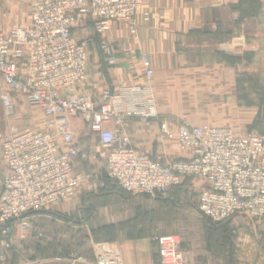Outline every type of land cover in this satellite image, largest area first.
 <instances>
[{
    "label": "built area",
    "instance_id": "built-area-1",
    "mask_svg": "<svg viewBox=\"0 0 264 264\" xmlns=\"http://www.w3.org/2000/svg\"><path fill=\"white\" fill-rule=\"evenodd\" d=\"M28 4L27 23L0 31V102L13 118L11 92L19 93L41 112L44 126L19 129L11 122L0 142V158L7 168L0 179V264L14 254V222L18 240H26L32 215L72 199L80 186L72 118H79L95 136L106 154L105 173L121 190L154 197L199 177L206 184L197 193V207L212 222L241 213L264 220V133L238 135L230 127L195 126L183 120L176 122L175 131L162 123L160 136L174 141L188 156L165 163L133 148L124 121L157 118L151 88L154 70L146 53L139 56L143 84L116 91L105 88L102 102L78 91L87 78L93 35L107 63H115L104 35L112 23H124L135 36L137 17L148 20L143 0H28ZM129 55L134 56L132 51ZM109 123L112 127L106 126ZM153 241L159 264H186L179 235L160 234ZM92 248L93 264H124L113 243Z\"/></svg>",
    "mask_w": 264,
    "mask_h": 264
},
{
    "label": "crops",
    "instance_id": "crops-1",
    "mask_svg": "<svg viewBox=\"0 0 264 264\" xmlns=\"http://www.w3.org/2000/svg\"><path fill=\"white\" fill-rule=\"evenodd\" d=\"M142 10L148 20L137 17L135 36L124 23H112L105 33L115 63H107L98 40H91L87 78L78 88L102 102L105 88L116 91L121 86L143 84L139 56H149L157 118L124 121L131 146L165 163L188 156V151L179 150L174 141L160 136L162 123L175 131L176 122L183 120L195 126L230 127L238 135L264 133V0H143ZM28 21L29 8L23 11L19 0H0V31H6L9 24ZM131 51L134 56L129 55ZM11 97L16 105L12 122L19 129L44 126L41 112L28 105L22 95L11 92ZM70 125L76 135H81L80 141L83 136L89 138L90 132L79 118H72ZM85 144L90 145L91 155L96 154L92 141ZM6 172L0 158V179ZM88 177L91 181L82 178L72 199L32 215V227L36 223L44 234L42 258L54 257L55 252L49 262L93 264V255L78 254L92 245H74V241L80 236L96 239L92 230L107 227V236L97 232L96 240L113 243L124 264H159L153 232L163 229L164 212L152 199L114 193L88 221L76 222L83 196L94 192L92 183L97 175ZM205 184L204 179L192 177L184 187L201 189ZM183 196L186 194L182 193L181 199ZM62 215L71 218L64 220ZM175 217L169 220L177 222L175 234L181 238L186 264H264V220H252L243 213L234 215L223 226V234L213 231L210 245L199 220L196 239H189L180 229L178 214ZM15 224L12 239L20 245L23 241L18 240L17 221ZM85 230L88 233L82 232Z\"/></svg>",
    "mask_w": 264,
    "mask_h": 264
},
{
    "label": "rangeland",
    "instance_id": "rangeland-1",
    "mask_svg": "<svg viewBox=\"0 0 264 264\" xmlns=\"http://www.w3.org/2000/svg\"><path fill=\"white\" fill-rule=\"evenodd\" d=\"M19 2L21 4L22 10L27 11L29 7L28 0H19ZM9 26H13V25L9 24L8 27ZM12 120L13 119L9 118L5 114L3 108L0 106V142L5 133L7 125L10 124ZM82 125L85 126L83 122H82ZM88 137L89 138L86 140V136H83V139L81 140L83 143V146L81 147L79 145V143L81 142L80 141L81 135L79 134L76 135V141L79 146V158L76 164V171L82 176L83 180H86V181L87 180L91 181L90 178L88 177L91 174L97 175V178L93 179L94 182L92 183V190H94V192H97L98 189L103 187V185L105 184L103 180L104 178H102V175L105 174V155L106 154H105V151H103V149L100 147V145H97L98 141L93 134L89 133ZM90 140L92 141V144L95 146L96 154L92 153L91 155V153L88 151V149L90 148V145L88 144L86 145L85 143H87V141L88 143H90L91 142ZM98 150H100L101 152H99ZM86 176L88 177V179H86L87 178ZM182 189L185 191V194H186V197L183 199L182 205L166 207V208L167 209L170 208L173 211L176 210L177 208L180 211V207H183L185 209V210L183 209L181 212H178V223L181 224L180 229L184 231V233L187 235V237H189V239H193V238L196 239V234H198V230H199V221L197 218L198 215L194 209L195 207L194 205H195L197 193L199 192L200 188L193 187V188L188 189L187 187H183ZM51 208L52 207L48 209H51ZM33 227L35 229H38L39 231L40 230L42 231V228L39 227L36 223H34ZM88 231L85 230L82 232L88 233ZM163 232L167 233L166 230H164ZM38 237L40 238H34L31 240L32 241L34 240V242H37L38 244L41 245L42 239L44 237L43 232L41 236H38ZM88 242L90 243V245H92L90 250H86V251L84 250L83 252L81 251L82 253H78V254L80 257L82 256V254H84L86 257H88L89 255L90 256L93 255V259H94V249L92 248L93 245L96 243L105 242V241H97L93 237L86 238V237L80 236L75 239L74 245L83 244V243L86 245V243ZM15 247H16L15 249H18V251L17 252L12 251L14 252V254L5 264H37V263L40 264V263L49 262V260H53L51 258H55V256L49 257L47 259L42 258L41 252H38L36 249H33L31 247V244L24 245V243H21L20 245H18L16 243Z\"/></svg>",
    "mask_w": 264,
    "mask_h": 264
},
{
    "label": "trees",
    "instance_id": "trees-1",
    "mask_svg": "<svg viewBox=\"0 0 264 264\" xmlns=\"http://www.w3.org/2000/svg\"><path fill=\"white\" fill-rule=\"evenodd\" d=\"M92 39L97 40V37L95 34L93 35ZM97 145H99V143H97ZM98 151L101 152L100 150H98ZM78 158H79V153H78L77 157L75 158V166H76ZM102 178H104L103 180L105 183L103 185V187L99 188L97 192H93L91 194H86L83 196L82 208L80 210V215H79L78 221L76 220V222L88 221L89 218H91L92 216L95 215L97 208L100 206L108 204V202H110V200L112 198V194L116 193V194L124 196V197L125 196H137L138 197L139 196V197H143L146 199H152L158 205L159 209L163 210V212H164V214H163L164 215L163 226L164 227H163V229L158 230V232L156 231L157 233L153 230L154 231L153 236L160 235V234H175V233H177V230L175 228L177 222L176 221L174 222L173 220H169V218H171V219L173 217L176 218L175 216H176V214H178L179 209L177 208L176 210L173 211L172 209H170V208L167 209L166 207H172V206H178V205L181 206L182 205L183 199L185 198V196H183V198L181 199V194L185 193V191L182 188L185 186L187 179L185 181H183V183L181 185L172 188V190L166 194H156L154 197H149L148 195H132L130 193H127V192L121 190L119 188V186L116 184V182L113 181L112 179H110L106 175V173L102 175ZM194 206H195L194 207L195 212L198 215L197 218L200 221L202 229L206 233V236L208 239V244H210L209 239L213 235V231H216V233H222L223 234V232H225V230H223V228H224L223 226H225V224L228 220L221 222V223L212 222L208 217H206L202 213H200V211L198 210V207H197V201H195ZM60 217L64 220H66V219L68 220L71 218L68 215H62ZM164 230H166L167 233H164L163 232ZM39 232L42 234L41 230L39 231L38 229L31 227L29 237L26 240H24L23 243H24V245L25 244L26 245L31 244V247L33 246V249H36L38 252H41V250L43 249L41 247V245L38 244L37 242H34V240L33 241L31 240L34 238H40L37 236V234ZM97 232H103L104 236L106 237L107 236V227H104L102 229L100 228L97 230H92V233L96 239H97ZM35 243H37V244H35ZM52 248L54 249L55 247L53 246ZM13 251L17 252L18 249L14 248ZM52 256H56L55 252H53ZM58 256L62 257V256H65V254H59Z\"/></svg>",
    "mask_w": 264,
    "mask_h": 264
}]
</instances>
